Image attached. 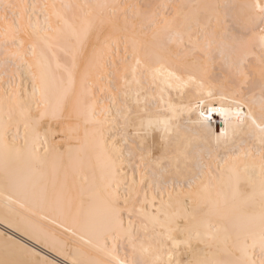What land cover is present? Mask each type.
Instances as JSON below:
<instances>
[{
	"label": "snow or ice",
	"instance_id": "1",
	"mask_svg": "<svg viewBox=\"0 0 264 264\" xmlns=\"http://www.w3.org/2000/svg\"><path fill=\"white\" fill-rule=\"evenodd\" d=\"M0 13V182L40 178L30 194L68 221L69 239L45 241L61 264H264V0H0ZM0 254L53 264L6 232Z\"/></svg>",
	"mask_w": 264,
	"mask_h": 264
},
{
	"label": "bare ground",
	"instance_id": "2",
	"mask_svg": "<svg viewBox=\"0 0 264 264\" xmlns=\"http://www.w3.org/2000/svg\"><path fill=\"white\" fill-rule=\"evenodd\" d=\"M4 2L20 3L26 2L28 4H61L76 2V0H4ZM83 2V0H81ZM91 2H96V0H91ZM175 2H189V0H175ZM212 2H226V0H212ZM2 15V13H0ZM36 17L33 16V22L36 21ZM43 21V17H40ZM26 23V19H25ZM2 23H0V28H2ZM0 36V40H2ZM25 58L29 63L35 64V58L31 54V49L29 44L31 40L25 36ZM37 54H39V48L37 49ZM61 60L64 59L63 53H58ZM0 58H2V50H0ZM62 78L64 83H62ZM107 81H105L106 83ZM7 85L3 81L2 76V66H0V128H2L4 121L7 120L8 111V101L5 99L4 88ZM66 87V77L60 71L55 68V63L53 62L52 71L46 76V89L48 97L53 104H55L63 94V90ZM15 88L19 91L21 96L25 93L31 94L33 84L32 78L24 68L21 69L20 73L16 76ZM77 94L79 93V83L76 89ZM96 95L99 96V89L95 90ZM39 98V97H37ZM76 99V95L69 100L71 105ZM219 107V105H217ZM33 107L35 105L33 104ZM196 118L195 116L193 117ZM211 123L213 128L222 126V118L217 113H212ZM16 128L13 125L11 128V133H15ZM23 125L20 126L21 137L23 136ZM11 133L9 135V140H11ZM80 135L83 136V130L81 129ZM20 144H23V140H20ZM67 163V161H65ZM3 164V148L0 146V171H2ZM24 178L26 183H22L17 187H6L2 182H0V221L5 219L7 214L8 218L14 222V224H19L22 229H27L29 233L32 234L31 238L28 234H24L21 231H16L15 227L9 228L6 223H0V233L6 232L8 235L13 236L14 239L19 240L21 243L25 244L27 247L33 249L35 252L39 253L40 256L53 261V264H61L64 258L62 256H57L55 251L50 247L45 246V241L48 245L57 244L60 239H69V234L64 231V227L68 226V221L60 215L58 212L51 210L49 202L46 198H41L31 193V185L37 184L41 185L39 177L31 176L27 171L24 172ZM90 175V174H89ZM100 169L97 168L96 178L99 183L100 180ZM27 185V187H26ZM26 190L29 194H25ZM6 197H10L11 200H6ZM12 201H19L23 203V207L20 203H13ZM8 205V207H6ZM63 225V226H62ZM37 237L40 238V242H37ZM123 255V252L120 253ZM2 255V254H0Z\"/></svg>",
	"mask_w": 264,
	"mask_h": 264
}]
</instances>
